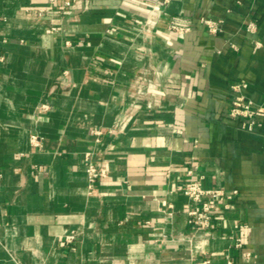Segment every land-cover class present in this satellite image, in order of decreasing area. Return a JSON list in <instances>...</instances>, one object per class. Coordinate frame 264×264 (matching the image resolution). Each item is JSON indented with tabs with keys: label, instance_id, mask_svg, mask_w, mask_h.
<instances>
[{
	"label": "crops",
	"instance_id": "0c3cea01",
	"mask_svg": "<svg viewBox=\"0 0 264 264\" xmlns=\"http://www.w3.org/2000/svg\"><path fill=\"white\" fill-rule=\"evenodd\" d=\"M47 4L0 0V264H264V120L228 115L264 103V0Z\"/></svg>",
	"mask_w": 264,
	"mask_h": 264
},
{
	"label": "built area",
	"instance_id": "2783aa9c",
	"mask_svg": "<svg viewBox=\"0 0 264 264\" xmlns=\"http://www.w3.org/2000/svg\"><path fill=\"white\" fill-rule=\"evenodd\" d=\"M59 0H47V6L40 9V14L48 10H53ZM66 6H71L74 0H63ZM206 23L210 24L212 30H216V26L211 20L205 19ZM253 29L254 24L249 25ZM181 31L183 28L176 27ZM247 87L246 81H239L232 85L236 94L232 99L231 107L228 115L236 120L243 128L254 130L263 125L264 120V103H255L251 98L245 95L244 89ZM31 142L34 146L40 145V138L37 134L31 136ZM86 171L88 174V183L90 188H94L96 183L103 177L107 176V169L104 166L98 165L92 157L87 158ZM237 192V191H235ZM184 193L192 200L193 206L188 209V221L191 225L197 228H209L212 225V211L215 207V201L223 200L225 192L220 188L206 189L201 180L191 179L186 182ZM77 234L71 232L65 236V240L73 242ZM237 248H244V241L241 237L237 238L235 243ZM248 257H251V252H246ZM193 264H213L210 257L195 259Z\"/></svg>",
	"mask_w": 264,
	"mask_h": 264
}]
</instances>
